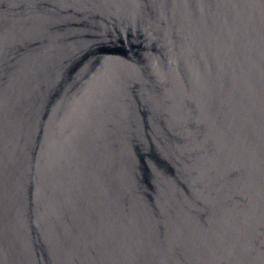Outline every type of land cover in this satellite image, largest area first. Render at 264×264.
<instances>
[{"label": "water", "instance_id": "obj_1", "mask_svg": "<svg viewBox=\"0 0 264 264\" xmlns=\"http://www.w3.org/2000/svg\"><path fill=\"white\" fill-rule=\"evenodd\" d=\"M0 264H264V0H0Z\"/></svg>", "mask_w": 264, "mask_h": 264}]
</instances>
